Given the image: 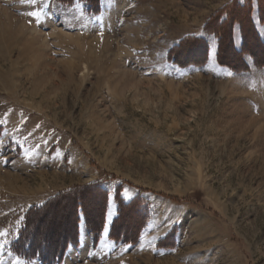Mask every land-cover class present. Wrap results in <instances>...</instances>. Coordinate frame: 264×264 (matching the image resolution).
Returning <instances> with one entry per match:
<instances>
[{
	"label": "rangeland",
	"instance_id": "rangeland-1",
	"mask_svg": "<svg viewBox=\"0 0 264 264\" xmlns=\"http://www.w3.org/2000/svg\"><path fill=\"white\" fill-rule=\"evenodd\" d=\"M260 10L264 0H0V264H264ZM226 11L245 33L232 31L234 56L221 28V62L212 32ZM98 186L115 218L106 212L97 243L82 218L79 244L55 263L49 244L75 234L79 195L101 220ZM117 197L146 211L134 245L110 238Z\"/></svg>",
	"mask_w": 264,
	"mask_h": 264
},
{
	"label": "trees",
	"instance_id": "trees-1",
	"mask_svg": "<svg viewBox=\"0 0 264 264\" xmlns=\"http://www.w3.org/2000/svg\"><path fill=\"white\" fill-rule=\"evenodd\" d=\"M244 7H239V10L242 9ZM245 10V8L243 9ZM251 9H248V11H246V14L244 15L246 18H250V13ZM259 16H260V22H262L264 24V16L261 12V10L259 11ZM225 16H222L223 19L221 21V19L215 23V29H214V33L216 37H219V43H218V59L223 62V59L225 58V47H223V32L221 30V28H223V26H225V24L230 27L231 31H230V38L231 40L228 42L230 47L228 49H226L227 54H231L234 56H238L239 53H236V50L234 49V45H232L231 47V42H232V31L234 30V27L236 25H238L240 27L242 36H244L245 30H244V24L245 23V19H237L235 17H231L230 16V12L226 11ZM234 14V13H233ZM236 14V12H235ZM234 14V15H235ZM251 21V20H250ZM252 22V21H251ZM253 27V24H252ZM226 29V28H225ZM254 29V27H253ZM227 30V29H226ZM211 32V31H210ZM257 35V34H256ZM197 41H201V39H197ZM262 43V42H261ZM264 45V43H262ZM245 47V46H244ZM223 52V54H222ZM99 187V186H98ZM100 188V189H99ZM96 188L99 194H102L104 196V209H103V213L101 220H99L100 215L98 216L97 214L94 215L93 218V214H91L90 209L88 208V205H92L94 202L92 201L91 204L90 202H88V199L85 195H79L78 198L80 199V202L77 206V211H76V215H77V229L75 234L73 233V235H69L66 240H64V244L62 248H59V250H54V244L53 242H50L49 246L51 249V252H53L51 258L54 260L55 263L60 262L63 258L64 255L66 254V252H68V250L73 247V246H77L79 244V224L81 222V219L83 218V220L85 221L86 224V228L89 231V233L92 234V236L94 237L95 242L97 243L98 240L100 239V236L102 234V230L104 229V223H105V217H106V212H107V206H108V193L106 190L102 189L101 187ZM74 193V192H71ZM116 202L118 205V216L117 218L114 220L113 224H112V228H111V235L110 238L111 240H113L114 242H122L124 241L127 244L130 245H134L135 243H137V241L139 240L141 231L144 227V222L147 219V214L146 211H144L141 207H142V200L139 198H135L129 202H125L123 198L121 197H117L116 198ZM44 208V207H43ZM42 208V209H43ZM37 211V210H35ZM31 214V213H30ZM30 214H28L27 217V225L29 227L30 224ZM125 215L128 216V218H125ZM124 216V222L126 223V228L123 227V229H120V232L118 229H116V226L121 222V220L123 219ZM126 216V217H127ZM90 220V221H89ZM141 223V224H140ZM135 224V225H134ZM139 224V225H138ZM96 225V226H95ZM138 225V229L137 226ZM137 229L136 234L134 236H129V234L131 233L132 228ZM128 236V237H127ZM32 244L33 243H25V249L28 250V248H32ZM48 245L47 243L44 244ZM57 246V245H56ZM47 247V246H46ZM46 259H42V261H44Z\"/></svg>",
	"mask_w": 264,
	"mask_h": 264
},
{
	"label": "crops",
	"instance_id": "crops-1",
	"mask_svg": "<svg viewBox=\"0 0 264 264\" xmlns=\"http://www.w3.org/2000/svg\"><path fill=\"white\" fill-rule=\"evenodd\" d=\"M107 217H112V219L115 218V204L114 203L109 204L108 211H107ZM82 232H85V234L87 235V230H86L85 225H82V227L80 228V233Z\"/></svg>",
	"mask_w": 264,
	"mask_h": 264
},
{
	"label": "snow or ice",
	"instance_id": "snow-or-ice-1",
	"mask_svg": "<svg viewBox=\"0 0 264 264\" xmlns=\"http://www.w3.org/2000/svg\"><path fill=\"white\" fill-rule=\"evenodd\" d=\"M27 15H29V16H31V17H35V18H37V19L39 18V13H36V12H28ZM0 235H3V236L5 237L4 244L8 243V241H7V239H6L8 233H7V232H4V233H2V234H0ZM4 244H0V250L3 249Z\"/></svg>",
	"mask_w": 264,
	"mask_h": 264
},
{
	"label": "bare ground",
	"instance_id": "bare-ground-1",
	"mask_svg": "<svg viewBox=\"0 0 264 264\" xmlns=\"http://www.w3.org/2000/svg\"><path fill=\"white\" fill-rule=\"evenodd\" d=\"M6 29L9 30L10 28H6ZM2 33H3V32H1V34H2ZM6 33H7V31H6ZM8 33H11V32L8 31ZM1 34H0V36H1L0 39L2 40L4 36L2 37ZM8 36H9V35H7L6 37H8ZM9 38H10V37H9ZM30 40H31V39H30ZM3 41H4V39H3ZM10 42H12V41H10ZM9 44H10V43H8V48H9ZM11 44H12V43H11ZM29 44H30V43H29ZM4 47H5V45H4ZM41 49H42V48H41ZM9 50H10V49H9ZM9 50H8V51H9ZM6 51H7V50H6Z\"/></svg>",
	"mask_w": 264,
	"mask_h": 264
}]
</instances>
